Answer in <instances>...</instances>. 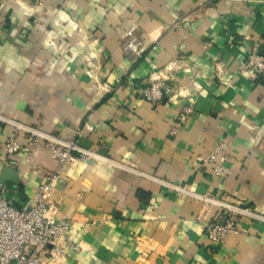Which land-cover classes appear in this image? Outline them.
I'll use <instances>...</instances> for the list:
<instances>
[{"label":"crops","instance_id":"0c3cea01","mask_svg":"<svg viewBox=\"0 0 264 264\" xmlns=\"http://www.w3.org/2000/svg\"><path fill=\"white\" fill-rule=\"evenodd\" d=\"M133 26L139 58L123 48ZM256 43L264 0H0V115L65 139L88 122L79 144L112 160L60 167L55 150L0 121V175L6 166L18 178L5 181L10 203L30 208L59 168L55 216L72 219L80 245L60 264H264V222L239 219L217 246L205 225L218 209L199 217L200 202L150 178L264 214V75L240 70ZM168 67L176 93L143 100L150 74ZM189 98L194 111L174 133ZM10 136L18 154L3 150ZM220 140L230 146L225 179L207 160Z\"/></svg>","mask_w":264,"mask_h":264},{"label":"built area","instance_id":"2783aa9c","mask_svg":"<svg viewBox=\"0 0 264 264\" xmlns=\"http://www.w3.org/2000/svg\"><path fill=\"white\" fill-rule=\"evenodd\" d=\"M198 1L200 7H208L215 2V0ZM263 46V43H256L247 53L240 63L241 72L256 78L264 75V55L261 54ZM123 48L135 57L142 56L143 43L135 35L134 26L127 31ZM171 71L172 68L168 67L165 71L151 73L148 85L140 90V97L152 105H159L167 95H174L176 89L172 85L174 75ZM193 103L194 101L189 98L188 103L178 115L176 127L173 129L174 133L179 126H183L187 122L194 111ZM0 121L14 127L20 136L29 134L31 138L44 142L47 147L55 150L60 167L73 158L84 162H112L103 153L79 144L78 138L85 131L94 130V126L88 122H85L82 128L76 131L73 138L65 139L4 115H0ZM2 147L6 155H15L22 150L23 144L17 136H10L3 141ZM229 152V144L220 140L207 159L209 162L215 163L213 177L225 179L229 176L230 170L226 166ZM113 163L124 166L121 163ZM125 168H127L126 165ZM133 171L144 175L141 171ZM58 175L59 168L47 175L37 190L35 203L30 208H18L10 203L6 196V184L0 180V264H60L72 252L80 251V245L70 237L72 219L58 220L55 216L56 206L53 202V191ZM150 178L174 193L200 202L204 206V212L199 217L206 216V208L215 207L218 209V215L207 220L205 225L206 236L217 246L223 245L228 235L239 232V219L245 217L264 222V214L251 207L233 204L222 198L200 193L190 187L165 179ZM89 226V222L84 223V228Z\"/></svg>","mask_w":264,"mask_h":264},{"label":"water","instance_id":"95a60500","mask_svg":"<svg viewBox=\"0 0 264 264\" xmlns=\"http://www.w3.org/2000/svg\"><path fill=\"white\" fill-rule=\"evenodd\" d=\"M261 54L264 55V50L261 51ZM9 170L10 169H8V167H6V166L3 167L2 173L0 175V180L5 182L8 179V180H11V181H13L15 183H18V181H17L18 178H17V173L16 172L12 173V176H13L12 178H7V173H8Z\"/></svg>","mask_w":264,"mask_h":264}]
</instances>
